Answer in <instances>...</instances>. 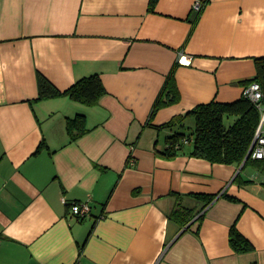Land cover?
<instances>
[{
    "label": "crops",
    "instance_id": "crops-1",
    "mask_svg": "<svg viewBox=\"0 0 264 264\" xmlns=\"http://www.w3.org/2000/svg\"><path fill=\"white\" fill-rule=\"evenodd\" d=\"M196 1L0 0V264H264V166L213 163L191 142L160 153L165 124L239 99L264 57V0ZM38 74L60 90L99 74L106 93L33 101ZM168 77L178 99L151 118ZM78 114L87 131L70 139ZM177 205L199 212L181 227Z\"/></svg>",
    "mask_w": 264,
    "mask_h": 264
},
{
    "label": "trees",
    "instance_id": "trees-1",
    "mask_svg": "<svg viewBox=\"0 0 264 264\" xmlns=\"http://www.w3.org/2000/svg\"><path fill=\"white\" fill-rule=\"evenodd\" d=\"M208 1L204 0V3L207 4ZM155 2L156 0H150L151 8ZM170 79V77L167 78L163 91L155 101L151 118L162 105L178 99V96L171 94V90H168ZM252 81L260 83L263 92L261 103L264 105V57L257 58V76ZM105 93L106 89L99 74L77 79L63 90L55 87L42 74H38V94L32 100L41 101L57 97H69L85 105L94 106L98 104L101 96ZM263 113L264 108H259L244 95L230 102L210 101L198 104L187 114L175 116L164 125L171 131L166 136V146L160 153L166 157H174L183 150L188 142H191L190 155L192 156L204 158L213 163L240 166L254 141ZM188 117H190L189 121H192L190 133L184 131L187 126L184 121ZM229 118H232V122L226 124V119ZM85 120L84 114H78L74 118L68 119L67 131L70 139H75L87 131ZM176 123L180 124L183 129L175 128ZM42 145L43 142L37 148V152ZM250 163L264 166V159L249 157L243 167ZM235 180L248 182L241 178V174H238ZM193 196L206 200L205 207L214 199V195L193 194ZM195 210L191 207H179L177 205L169 213V219L184 227L199 212ZM200 218L201 216L198 220ZM229 239L234 249H244L245 239L236 228L232 227Z\"/></svg>",
    "mask_w": 264,
    "mask_h": 264
},
{
    "label": "built area",
    "instance_id": "built-area-1",
    "mask_svg": "<svg viewBox=\"0 0 264 264\" xmlns=\"http://www.w3.org/2000/svg\"><path fill=\"white\" fill-rule=\"evenodd\" d=\"M204 5V0H197L194 4V9L199 11ZM243 95L252 100L259 108H264V105L261 103L263 92L259 82L251 81L248 86L245 87ZM252 144L254 145L250 153L251 157L254 159H264V113ZM129 162H134L132 156L129 157ZM91 210L92 207L88 201L73 202L71 206V213L77 218H85L91 213Z\"/></svg>",
    "mask_w": 264,
    "mask_h": 264
},
{
    "label": "rangeland",
    "instance_id": "rangeland-1",
    "mask_svg": "<svg viewBox=\"0 0 264 264\" xmlns=\"http://www.w3.org/2000/svg\"><path fill=\"white\" fill-rule=\"evenodd\" d=\"M189 118H190V117H188V118L185 120V123H186L187 126L185 127V130H184V131H185L186 133H190V131L192 130V129H191V127H192V124H191L192 121L190 122V121H189V120H190ZM230 122H232V118H229L228 120L226 119V124H228V123H230ZM189 126H190V127H189Z\"/></svg>",
    "mask_w": 264,
    "mask_h": 264
},
{
    "label": "water",
    "instance_id": "water-1",
    "mask_svg": "<svg viewBox=\"0 0 264 264\" xmlns=\"http://www.w3.org/2000/svg\"><path fill=\"white\" fill-rule=\"evenodd\" d=\"M253 145H254V144L251 145V147H250V149H249V151H248V153H247V155H246L244 161H243L242 164L240 165L239 169H241V168L243 167V165L245 164L246 160L249 158L250 153H251L252 148H253Z\"/></svg>",
    "mask_w": 264,
    "mask_h": 264
},
{
    "label": "bare ground",
    "instance_id": "bare-ground-1",
    "mask_svg": "<svg viewBox=\"0 0 264 264\" xmlns=\"http://www.w3.org/2000/svg\"><path fill=\"white\" fill-rule=\"evenodd\" d=\"M249 157H251V155H250ZM251 158H252V157H251Z\"/></svg>",
    "mask_w": 264,
    "mask_h": 264
}]
</instances>
